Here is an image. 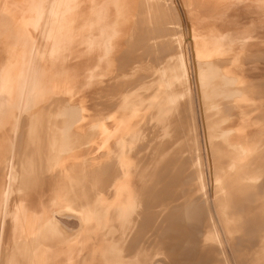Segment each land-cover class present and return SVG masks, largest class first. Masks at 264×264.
<instances>
[{"label": "bare ground", "instance_id": "obj_1", "mask_svg": "<svg viewBox=\"0 0 264 264\" xmlns=\"http://www.w3.org/2000/svg\"><path fill=\"white\" fill-rule=\"evenodd\" d=\"M0 264H264V0H0Z\"/></svg>", "mask_w": 264, "mask_h": 264}]
</instances>
